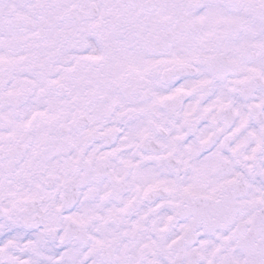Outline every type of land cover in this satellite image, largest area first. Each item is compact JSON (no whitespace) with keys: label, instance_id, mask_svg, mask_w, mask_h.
Wrapping results in <instances>:
<instances>
[{"label":"snow or ice","instance_id":"obj_1","mask_svg":"<svg viewBox=\"0 0 264 264\" xmlns=\"http://www.w3.org/2000/svg\"><path fill=\"white\" fill-rule=\"evenodd\" d=\"M0 264H264V0H0Z\"/></svg>","mask_w":264,"mask_h":264}]
</instances>
